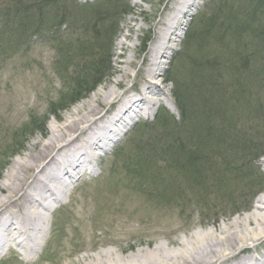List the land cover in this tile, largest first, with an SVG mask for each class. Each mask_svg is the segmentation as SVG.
<instances>
[{
    "label": "rangeland",
    "instance_id": "rangeland-1",
    "mask_svg": "<svg viewBox=\"0 0 264 264\" xmlns=\"http://www.w3.org/2000/svg\"><path fill=\"white\" fill-rule=\"evenodd\" d=\"M170 1L55 0L50 2L54 10H58L59 6L69 7L68 10L73 9L70 7H75L73 9L75 18L79 20L77 29L65 24L62 29L66 33L60 35L61 42L58 44L46 43L42 38L34 35L25 39L29 42L20 46L9 43L0 48V163L6 158L8 162L2 169L0 182L15 157L22 156L35 139L42 142L47 138L51 123L61 124L76 104L90 97L98 88L114 82L127 56H133L134 61L128 66V73L122 76L124 80L118 86V90L125 92L129 88L132 92L131 86L134 85L133 90L139 91L148 64L147 51L156 38L157 26L159 28L160 25L158 22L165 17ZM230 1L232 0H201L194 13L184 18L186 24L181 28V34L177 36L176 32L180 31V28L176 29L168 42L174 47L169 49V53H166L161 60L160 66L163 67V71L158 78L163 93L158 96L159 102L154 107L155 114L135 117L123 135L110 142L108 148L99 151V157L95 160L96 169L94 171L88 169L73 180L72 191L66 197V201L52 212L50 236L36 253L27 256L18 247L12 248L0 255V264H81L80 259L84 255H97L106 248L118 249L124 245H131L139 238L165 242L166 237L183 239L194 231H207L218 224L229 225L236 217H243L254 209L256 200L264 192L262 165L264 52L261 51L264 50L261 47L264 42L253 37L257 42L254 41L251 46L259 51L257 55L255 54L256 62H253L249 68L229 66L232 57L226 53L227 48L224 50V41L211 42L210 46H207V54L211 55L201 60L203 67L198 79L186 78L189 77L186 73L190 69V58L195 59L193 51L197 48L196 44L190 45L189 48L183 47L189 25L193 19L197 20L198 24L199 19L209 20V17L226 14L227 11L221 8V4ZM115 2L120 7L116 11L109 12L106 19L101 18L99 13L110 8ZM251 2L255 3L254 0L234 1L237 7H248ZM4 3V0H0V6ZM123 4L128 5V10H131L129 13L121 11ZM261 7H264V3ZM243 10L245 11L239 17L233 18L236 20L235 25L239 26L243 17L247 15L248 10ZM259 10L253 12L257 15L254 25L256 27L244 28V40H248L254 33L257 36H264V13L262 17ZM199 13L203 14L198 15ZM97 17L101 23L92 22V19ZM111 24L117 31L113 35L114 38L108 35L109 50L106 45L104 48L99 45L96 55L93 56L96 60L108 54L110 60L108 64L110 67L107 68L106 65V68L110 69L108 75L94 90L90 85L92 90L87 94L84 93V97L74 104L60 103L61 97L73 86L72 81L79 75L78 72L85 63L84 59L78 56L80 42L84 41L83 44L93 42L96 33L103 38V32L107 27L109 29ZM135 24L139 29L134 32L129 26ZM204 29L205 25L199 27L201 31ZM262 29L263 33H261ZM125 34H128L129 38H125ZM124 38L127 42L123 46L119 45L118 41ZM224 38H228V35L226 34ZM128 44H134L135 48L128 47ZM186 52H189V55ZM181 54L184 57L180 61ZM83 56L85 60L90 61L88 55ZM212 61V66L208 67ZM172 68L173 73L176 72L178 77H181L182 92L192 100L197 111L205 107L206 96L211 95L209 90L216 79H223V83L220 81L222 87L213 92L210 99H214V94L219 96L220 101L216 104L218 113L226 108L227 98L234 94V88H236V96L238 93L243 97L239 102V111L231 113L233 116L230 117V121H234L237 115H242L243 119L237 120L235 124L241 132L249 133V136L238 138L244 142L251 140V144H255L252 146L254 149L247 148L249 152L261 153L255 161L250 163L248 159L246 162L251 166V171L247 170L248 167L243 168L244 156L241 155L237 168L241 175H238L237 179H232L235 177L232 173V177L230 176V169L236 164H233V161L237 157H235L237 150H232V144L235 143L237 134L228 130L217 133L224 135V141L220 146L222 155L220 156L218 152L213 156L214 158L215 155L218 156L217 164L220 165L210 170L206 169L204 173L203 169H199L201 164L191 163L194 168L203 172L206 185L200 182L199 177H195L196 173L191 171L190 164V168L185 166L183 168L185 158L182 152L177 153L178 162L171 161L163 152L167 146L164 142L153 144L148 139L145 140V138H156L157 134L163 136L162 128L154 126L161 108L172 113L178 123L182 122V112L178 109L174 96L176 89L178 91L176 82L179 79L174 76L175 82L169 81L172 77V74L169 75ZM254 72L261 74L257 80L254 78L256 75ZM206 74L211 76L210 81L201 80L207 77ZM234 84L236 87H233ZM204 85H206L204 88H199ZM115 107L112 106L109 110L110 105L107 104L103 106L101 114L107 110L110 112ZM244 114L248 116L244 117ZM191 115L193 116V113ZM139 124L141 126L137 130L136 126ZM171 125L163 131L171 132ZM148 126L151 128L146 129ZM188 130L192 134L193 130L190 128ZM140 133L143 135L140 137L143 138L146 148L141 152L143 155L138 157L134 152ZM184 139L186 145H190V151L194 152L195 138L186 136ZM22 141L23 144L20 145L22 148L17 147ZM241 147L246 148L242 145ZM121 149L124 152L118 154ZM228 153H230L229 157L226 156ZM208 174L209 178L206 176ZM190 180L201 183L199 186L203 185V190L207 191L214 204H217L214 210L210 211L208 206L198 202V197L204 193L201 192L202 189L197 191V187L192 188ZM236 182L242 188L240 194L231 197L220 194L221 190L224 195L230 194L229 184L235 185ZM244 245V249L238 251L235 260L248 256V264H264V232L259 240L251 239ZM91 246H94L92 250H90ZM136 247L134 245V248L127 249L125 253H133Z\"/></svg>",
    "mask_w": 264,
    "mask_h": 264
},
{
    "label": "bare ground",
    "instance_id": "bare-ground-1",
    "mask_svg": "<svg viewBox=\"0 0 264 264\" xmlns=\"http://www.w3.org/2000/svg\"><path fill=\"white\" fill-rule=\"evenodd\" d=\"M170 2L147 51L148 64L139 94L129 88L125 92L118 90L124 80L122 76L128 73V66L134 61L133 56H127L114 82L98 88L76 104L61 124H50L47 138L42 142L35 139L22 156L14 158L0 182V255L16 247L27 256L36 253L50 236L52 212L66 201L73 180L88 169H96L99 151L123 135L135 117L155 114L158 96L163 93L158 78L163 71L161 60L174 47L168 42L176 29L180 28L177 36L181 34V28L186 24L184 18L194 13L201 0ZM129 27L134 32L139 29L136 24ZM124 37L129 38L128 34ZM125 38L118 44L123 46L127 42ZM129 46L135 48L134 44ZM107 104L109 110L116 107L101 114ZM236 185L238 183L231 186V190L240 194L242 188ZM263 232L264 192L249 214L236 217L229 225L218 224L207 231H194L183 239L166 237L165 242L139 238L131 245L106 248L97 255H84L80 263L248 264V256L235 260L238 251L244 249L248 240H259ZM134 245L137 246L134 252L126 254ZM93 248L91 246L90 250Z\"/></svg>",
    "mask_w": 264,
    "mask_h": 264
},
{
    "label": "trees",
    "instance_id": "trees-1",
    "mask_svg": "<svg viewBox=\"0 0 264 264\" xmlns=\"http://www.w3.org/2000/svg\"><path fill=\"white\" fill-rule=\"evenodd\" d=\"M5 3L4 5H1L0 7V48H2L4 45H9V43L15 44L16 46H20L24 44L25 42H29L27 39L29 36H39L42 38L46 43H53V44H58L61 42L60 35L66 33L62 29V27L65 24H70V28L77 29L79 20L75 18V13L73 9L75 7H70L73 9L68 10V8L65 6L64 7H57L59 8L58 10H54L53 5L50 2H55V0H4ZM235 0H232L228 3L224 2L221 4V8L224 9L226 14H220L216 16L209 17V20L206 19H199L198 24L196 21L193 19L191 24L188 27V31L186 32L187 36L185 38V41L183 43V47L189 48L190 45L196 44L197 48L195 51H193V55L195 56V59H191L190 62V69L187 71V76L186 78H189L190 80L193 79H198L200 76L201 69L203 67V63L201 60L206 57L208 54L207 46H210L211 42H217V41H224L225 47L224 50L227 51L226 53H229L231 55V60L229 61V66H236V67H251L253 65V62H256L257 57L256 55L258 54L256 48L252 47L251 44L253 42H257L255 39H260V41L264 42V36H257L255 33L253 36H250L248 40L243 39V33H244V28L247 27H256L254 26L256 24V13L253 14V12H256V10H259V13L263 17L264 13V7L262 6L263 0H254V2H251V4L248 7H237L234 3ZM118 2V1H117ZM6 7V8H5ZM120 7L117 5L115 2L112 4V6L108 9L102 10L99 15L100 17L106 19L109 12L116 11ZM61 8V9H60ZM257 8V9H256ZM247 9L248 13L244 19L241 20V24L235 25L234 22L236 23V20H233L234 17H239L245 10ZM121 11H124L126 13H129L131 10H128V5H122L121 6ZM217 12H219L217 10ZM81 13V11H80ZM102 14V15H101ZM203 13H199L198 15H202ZM107 15V16H106ZM196 19V18H195ZM74 20V21H72ZM233 20V21H232ZM72 21V23H71ZM96 21L97 23H101L100 19L93 18L92 22ZM73 26H72V25ZM205 25V29L203 31L199 30V27ZM106 27V26H104ZM116 28H114V25H110V28L106 29V31L103 32V38L98 35L94 36V40L91 43H84V41L80 42L79 44V51H78V56H80L82 59H84L83 65L81 66L82 68L79 70V75L74 78L72 81L74 84L70 89L63 94V96L60 99V103L63 102H69L74 104L77 100L80 98H83L84 93H89V91L92 90L90 88V85L93 86V90L95 87L103 82V79L105 78L107 73L109 72L107 69L108 66L110 67V60L108 59V54L104 55L103 57L94 59L93 56L96 55L97 48L100 47L104 48V45L107 47L110 45L108 42V35L111 36L112 38L114 34H116ZM45 32V33H43ZM101 32V31H100ZM99 32V33H100ZM43 33V34H42ZM263 33V29L261 31ZM228 35V38H224L225 35ZM253 37L255 39H253ZM262 39V40H261ZM107 41V42H106ZM97 44V46H95ZM110 47V46H109ZM109 47L107 50H109ZM264 48V44L261 46ZM264 52V50H261ZM190 52V51H189ZM189 52H186L189 55ZM256 54V55H255ZM83 55H88L90 57V61L85 60ZM211 54L209 53L208 56ZM256 58H255V57ZM177 57V56H176ZM175 57V60H176ZM184 57V55L179 56V60L181 61V58ZM254 58V60H253ZM178 61V60H177ZM175 63V61L173 62ZM172 63V64H173ZM213 64V61L208 67H211ZM107 65V68H106ZM243 71V69H242ZM91 73V75H90ZM256 75L254 76L255 80H257V77L259 78V75L261 74L254 72ZM90 76H87V75ZM172 74V77L169 78V81L175 82V77H178V73H173V68L170 69L169 75ZM175 76V77H174ZM207 77H203L201 80H209L211 76L207 75ZM179 80H177L176 88H178V91L176 89L174 96L176 98V104L178 106V109L181 110L182 112V122L178 123L176 120H174V115L170 113L168 110H165L164 108L160 109L159 114L156 117L154 126H158L160 129L162 128V137H160L159 134L156 135L155 137L151 138H145L148 139V141H151L153 144L154 142L159 144L161 142H164L167 146L163 149V152L165 155L168 156V159L171 161L178 162L176 160L177 158V153L182 152L183 156L185 158V163L182 164L183 168L188 167L190 168L189 164L191 165L192 162H196L197 164H201V168L203 169V172L205 173V170L215 168L216 166L220 165L217 164L219 161L217 160L218 156L215 155V158L213 157L214 154H217L218 152L220 153V156L222 155V149H220V146L222 145L224 141V135L223 134H217L218 132H223V131H230L234 132L236 135V141L232 147V150H237V153L235 155V159L233 161V164L236 163L230 172V176L233 174L232 179H237L238 175L240 173V170L238 171V165L239 163V158H241V155L244 156L242 157L243 159V168H247V170L251 171V166L247 165V161L249 159V162L255 161L259 155L261 154H254L251 151L249 152L247 148H252L255 144H251L250 141H242L238 137L242 138H248L249 133H243L241 132L240 129L237 128L236 121L243 119L241 114L237 115V118H235L234 121H230V117L233 116L231 114L232 112L234 113L235 111H239V102L243 97L237 93L236 96V88H234V94L231 96H228L227 102H226V108L224 111H221L220 113L217 112L216 104L220 101L218 100V95L214 94V99H210V96L218 90L220 87H222V81L223 79H216V82L211 84V89L209 90L211 95L206 96L207 97V102L205 103V107L203 109H200V111H197V108L193 106L192 100L186 97V94L182 92L181 88V77H178ZM254 80V82H255ZM222 83H221V82ZM197 82V80H196ZM220 85V86H219ZM206 85L199 87V88H204ZM233 87H236L234 84ZM191 92V91H190ZM68 96V97H67ZM67 100V101H65ZM222 100V99H221ZM257 110V109H256ZM193 113V116L191 115ZM248 115L244 117H247ZM34 124L37 122H33ZM171 123H174L171 125ZM234 123V124H233ZM143 125V123H141ZM139 124L136 126V129L138 130ZM145 124V123H144ZM147 125V123H146ZM145 125V126H146ZM171 127V132L163 131L167 130L169 126ZM152 126V127H154ZM151 128V127H150ZM149 126L146 127V129H150ZM193 130L192 134L190 133V130ZM43 129V127H42ZM136 133V130L134 131ZM145 132V129H144ZM146 133V132H145ZM225 133V132H224ZM217 135V136H215ZM140 136H143L141 133L138 135V138ZM186 136H191L192 138H195L196 148L193 151H190L191 147L190 145H186L184 137ZM264 142V141H263ZM137 146L135 148L134 154H136L138 157H141L143 155L142 150L145 147V143L143 142V138L140 137L139 141L137 142ZM23 144L20 142L17 147H21L20 145ZM258 144V143H257ZM242 146H245V149H242ZM22 148V147H21ZM192 148V149H194ZM242 149L241 151L238 152L239 149ZM231 150V151H232ZM122 152V149L119 150L118 154ZM124 152V151H123ZM122 152V153H123ZM245 152V153H244ZM259 152V151H258ZM121 153V154H122ZM244 153V154H243ZM230 153L226 154L227 157H229ZM232 155V154H231ZM240 155V156H239ZM9 157V155H7ZM231 157V156H230ZM232 159V160H233ZM145 160V158H143ZM229 164V160L227 165ZM5 167V159L0 163V176L2 169ZM192 172L196 173L195 177L200 178V182L202 184H207L205 183V177L203 176V172L201 170H198L197 168H194L192 165ZM227 167V166H226ZM231 167V166H229ZM232 173V174H231ZM207 178H209V174L206 175ZM232 177V176H231ZM196 180V179H193ZM190 180V183H192V188H198L202 189V195L198 197V202H201L205 206H208V210L212 211L216 208L217 204H214V200L209 197V193L203 190V185H200L201 183L197 181ZM238 183V182H236ZM230 186V194L226 193V195H223L224 197H231L235 194L231 190V186L233 184H229ZM222 191V190H221ZM220 191V194H223V192ZM165 193V192H164ZM161 193V194H164ZM238 198V197H236ZM211 200V201H209Z\"/></svg>",
    "mask_w": 264,
    "mask_h": 264
}]
</instances>
